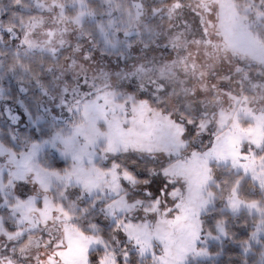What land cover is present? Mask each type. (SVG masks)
I'll use <instances>...</instances> for the list:
<instances>
[{
    "label": "snow or ice",
    "instance_id": "6c2138e0",
    "mask_svg": "<svg viewBox=\"0 0 264 264\" xmlns=\"http://www.w3.org/2000/svg\"><path fill=\"white\" fill-rule=\"evenodd\" d=\"M226 254L264 264V0H0V264Z\"/></svg>",
    "mask_w": 264,
    "mask_h": 264
},
{
    "label": "trees",
    "instance_id": "16d2710c",
    "mask_svg": "<svg viewBox=\"0 0 264 264\" xmlns=\"http://www.w3.org/2000/svg\"><path fill=\"white\" fill-rule=\"evenodd\" d=\"M64 163L65 162L63 160L58 161L57 167L65 166ZM234 231H236L238 235L243 236V233L240 231V229L236 228V229H234ZM225 251H226L227 254L235 255V250H233V247L230 244H226ZM227 254L225 256L221 257L222 264H226Z\"/></svg>",
    "mask_w": 264,
    "mask_h": 264
}]
</instances>
